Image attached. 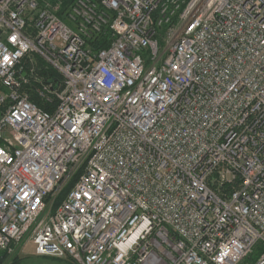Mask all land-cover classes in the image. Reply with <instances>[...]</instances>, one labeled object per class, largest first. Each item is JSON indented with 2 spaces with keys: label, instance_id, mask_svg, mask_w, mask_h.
Masks as SVG:
<instances>
[{
  "label": "built area",
  "instance_id": "2783aa9c",
  "mask_svg": "<svg viewBox=\"0 0 264 264\" xmlns=\"http://www.w3.org/2000/svg\"><path fill=\"white\" fill-rule=\"evenodd\" d=\"M56 2L0 0V253L264 264V0Z\"/></svg>",
  "mask_w": 264,
  "mask_h": 264
},
{
  "label": "rangeland",
  "instance_id": "374dc122",
  "mask_svg": "<svg viewBox=\"0 0 264 264\" xmlns=\"http://www.w3.org/2000/svg\"><path fill=\"white\" fill-rule=\"evenodd\" d=\"M52 4V9L57 12L63 20L69 24L70 26H74L73 21L71 18L68 17L67 11L64 7L57 4L56 0H48ZM43 70L44 66H39ZM48 72H45L46 75H50V77H53L55 73L53 71L47 70ZM56 76V75H55ZM48 78V77H47ZM7 94V91H5L2 87V84L0 82V96H4ZM36 98H34L35 101ZM62 196V195H61ZM61 200L58 199L55 202V205H57ZM1 264H74L70 260H59L51 257H41L36 255L34 247L30 242L25 243L23 246H21L17 252L13 255H4L1 254Z\"/></svg>",
  "mask_w": 264,
  "mask_h": 264
},
{
  "label": "trees",
  "instance_id": "16d2710c",
  "mask_svg": "<svg viewBox=\"0 0 264 264\" xmlns=\"http://www.w3.org/2000/svg\"><path fill=\"white\" fill-rule=\"evenodd\" d=\"M55 77V76H54ZM55 80H60L59 78H58V76H56L55 77ZM74 185V182L70 185V187L69 188H67L66 189V191L62 194V196H61V198H60V200H63L64 199V197L68 194V192L71 190V188H72V186ZM263 249L262 248H258L257 249V251L254 253V255L251 257V260L253 261V260H255L256 259V257L258 256V254L262 251ZM1 255H0V264H1Z\"/></svg>",
  "mask_w": 264,
  "mask_h": 264
}]
</instances>
